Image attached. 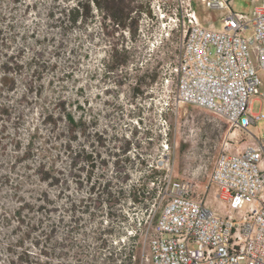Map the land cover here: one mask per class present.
Listing matches in <instances>:
<instances>
[{
    "label": "rangeland",
    "instance_id": "1",
    "mask_svg": "<svg viewBox=\"0 0 264 264\" xmlns=\"http://www.w3.org/2000/svg\"><path fill=\"white\" fill-rule=\"evenodd\" d=\"M180 1L130 0L131 16L136 20L132 29L130 26L118 28L97 3H92L91 18L70 25L64 17L56 20L62 9L76 6L78 0H27L26 14L18 22L21 32L13 44V48L26 44L22 59L30 68H34L37 62L32 59L34 52L42 49L45 64L64 71L54 78L46 77L37 104L53 108L60 96L67 99L68 109L78 120L86 122V133L80 131L75 141L78 149L86 146L88 150H101L105 155L108 147L132 142L131 149L121 156L130 172V182L145 183L152 195V199L146 201L148 206L140 205L133 209L135 215L132 214L135 220H144L140 235V264H151L145 259L148 253L146 238L152 231L150 223L154 213L160 210L158 192L167 168L171 170L173 165L178 178L205 181L214 154L225 138L231 149L235 145L243 146L249 140L246 133L234 131L224 119L206 109L187 104L171 109V87L175 86L171 82V62L177 52L179 34L174 32L165 37L161 21H152L149 17L158 12L159 6L166 9L168 17L171 8ZM230 6L234 12L250 14L254 2L232 0ZM198 7L202 16L215 22H219L224 13L203 9L202 5ZM16 11L19 18L22 10L18 7ZM51 12L53 18L48 15ZM166 25L171 27L170 18ZM115 48L126 50L124 58L127 63L118 68L112 67ZM156 73L157 78L151 81ZM262 75L264 77V73ZM141 82L144 94L135 95L133 88ZM23 91L24 86L20 83L14 94L0 96V102L5 97L11 101L18 99ZM34 102L35 99H29V106ZM252 107L254 112L264 113V102L260 99L254 100ZM34 111L27 112L26 122L20 125V135L25 142L29 140L39 148L50 164H56L60 141L51 137L52 133L41 124L38 109ZM249 129L255 137L264 138V119ZM8 130H14L11 123ZM98 137L104 146L98 143ZM164 140L169 143L168 150L163 149ZM152 165L158 173L152 174ZM64 235L63 231V239ZM121 242H113V245L119 250L124 249L128 240ZM66 252L62 249L61 264H79L75 248L69 254Z\"/></svg>",
    "mask_w": 264,
    "mask_h": 264
},
{
    "label": "trees",
    "instance_id": "2",
    "mask_svg": "<svg viewBox=\"0 0 264 264\" xmlns=\"http://www.w3.org/2000/svg\"><path fill=\"white\" fill-rule=\"evenodd\" d=\"M92 3L118 28L136 25L130 0H78L76 6L62 9L56 21L61 17L70 25L86 21L92 16ZM28 6L27 0H0V96L14 94L20 83L24 86L18 99L11 101L4 95L0 102V264H61L62 249L69 254L74 248L79 264H140L144 220H135L132 214L134 208L148 206L152 195L145 183L130 182L121 156L132 142L108 147L105 155L86 146L78 149L75 141L80 131L86 133V122L68 109L67 99L60 96L53 108L37 104L46 77L64 71L47 66L42 49L34 52L32 59L37 62L30 68L22 59L26 44L13 48L21 32L18 22ZM18 7L22 10L19 18ZM48 15L54 17L52 12ZM125 56L124 48H115L112 67L126 64ZM157 76L153 74L151 81ZM141 87L142 82L133 93L143 95ZM29 99H35L31 106ZM36 108L41 124L60 141L56 164H50L39 148L20 135L27 112ZM97 141L104 146L99 137ZM150 167L152 174L158 173ZM123 239L128 243L119 250L113 242Z\"/></svg>",
    "mask_w": 264,
    "mask_h": 264
},
{
    "label": "built area",
    "instance_id": "3",
    "mask_svg": "<svg viewBox=\"0 0 264 264\" xmlns=\"http://www.w3.org/2000/svg\"><path fill=\"white\" fill-rule=\"evenodd\" d=\"M231 1L181 0L168 17L160 6L149 17L161 21L165 37L179 34L171 109H206L249 136L232 149L223 140L205 181L167 168L146 238L151 264H264V138L249 129L264 119L252 107L264 102V0H252L250 14L234 12ZM198 5L224 13L215 22Z\"/></svg>",
    "mask_w": 264,
    "mask_h": 264
}]
</instances>
